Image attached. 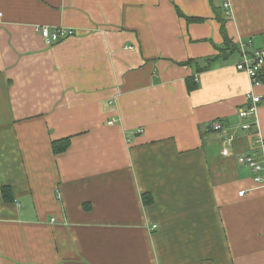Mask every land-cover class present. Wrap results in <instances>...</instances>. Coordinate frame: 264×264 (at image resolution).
<instances>
[{"label":"crops","instance_id":"1","mask_svg":"<svg viewBox=\"0 0 264 264\" xmlns=\"http://www.w3.org/2000/svg\"><path fill=\"white\" fill-rule=\"evenodd\" d=\"M231 5L0 0V264H264V188L238 163L251 81L241 54L208 63L218 13L235 44L264 48V0ZM42 27L76 33L48 46Z\"/></svg>","mask_w":264,"mask_h":264},{"label":"built area","instance_id":"2","mask_svg":"<svg viewBox=\"0 0 264 264\" xmlns=\"http://www.w3.org/2000/svg\"><path fill=\"white\" fill-rule=\"evenodd\" d=\"M224 10L228 16L232 15L231 0H222ZM2 14H0V17ZM43 41L50 46L75 35L76 31L66 28H58L51 30L48 27L38 29ZM249 44L252 42L249 41ZM241 57L236 64V69L248 75L251 81V90L247 95L246 107L240 110L239 117L244 121L242 129L252 134L251 146L253 153L244 154L238 157V163L241 166L249 169L253 175V181L256 188H264V138L259 132L254 129L258 125V115L260 104L263 97L258 95L255 90L263 85L259 78V72L264 68V48H259L248 53L245 51L247 46L245 43H240ZM251 119V121H250ZM211 130L217 133L223 142V156H229L233 151L234 138L228 135V132L221 121L211 123ZM259 151L258 153H254ZM246 191L239 192L240 197H244ZM155 228V227H154Z\"/></svg>","mask_w":264,"mask_h":264},{"label":"trees","instance_id":"3","mask_svg":"<svg viewBox=\"0 0 264 264\" xmlns=\"http://www.w3.org/2000/svg\"><path fill=\"white\" fill-rule=\"evenodd\" d=\"M221 4H222V0H221ZM222 8L224 9L223 4H222ZM186 19H189L188 21L198 20L195 18H193L194 20H192L190 18H186ZM217 20L219 21V23L221 25L220 33H221V36L223 38V43L221 46L217 47V50L219 52L218 55L215 56L214 58H211L208 60V63H211V64L212 63L216 64L217 62L218 63L219 62L227 63V62L231 61L235 56L240 55L239 46L237 44H235L233 42V40L228 35V32L226 30V22L227 21H226V19H224L222 17V13H218ZM191 61H193V60L188 61L186 64L189 65V63H192ZM193 63H194V61H193ZM212 67H213V65H211L210 68H205V70L200 69L199 73L206 71V70H209ZM259 78L264 85V68H262V70L259 72ZM186 83H187V89H188L189 93H192V92L198 90V88H199V84H198L195 76L189 77L186 80ZM262 103H264L263 100H262ZM218 121H220V120H218ZM70 145H71V139L70 138L54 141V142H52V150H53L55 155H60L62 153H65L70 148ZM1 194H2V199L4 200L5 203L14 202V197H13V193H12L10 186H3ZM143 200H144L145 204L151 203L152 202L151 194H148V193L143 194Z\"/></svg>","mask_w":264,"mask_h":264},{"label":"rangeland","instance_id":"4","mask_svg":"<svg viewBox=\"0 0 264 264\" xmlns=\"http://www.w3.org/2000/svg\"><path fill=\"white\" fill-rule=\"evenodd\" d=\"M239 46V49H240V45H238ZM240 54H241V49H240Z\"/></svg>","mask_w":264,"mask_h":264}]
</instances>
